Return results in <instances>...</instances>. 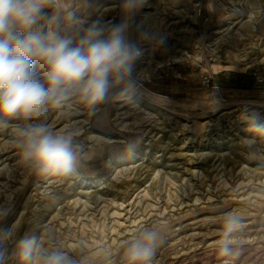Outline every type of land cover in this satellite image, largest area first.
<instances>
[{"label": "rangeland", "instance_id": "1", "mask_svg": "<svg viewBox=\"0 0 264 264\" xmlns=\"http://www.w3.org/2000/svg\"><path fill=\"white\" fill-rule=\"evenodd\" d=\"M41 3L42 33L75 46L93 25L106 36L126 24L140 55L100 104L69 91L38 115L0 117V264H24L25 236L39 244L30 264L39 250L131 264L146 229L162 237L153 264H264V0H142L132 12L125 0ZM37 124L72 136V175L25 158L22 130ZM229 215L242 224L226 237ZM225 240L238 256L220 253Z\"/></svg>", "mask_w": 264, "mask_h": 264}, {"label": "clouds", "instance_id": "2", "mask_svg": "<svg viewBox=\"0 0 264 264\" xmlns=\"http://www.w3.org/2000/svg\"><path fill=\"white\" fill-rule=\"evenodd\" d=\"M142 0H125L124 7L132 12ZM45 16L41 0H0V117L38 115L46 104L55 103L69 91L79 94L82 103L93 106L105 101L112 86L110 77L126 71L130 74L140 50L126 36V24L114 25L108 34L93 25L79 43L35 29ZM161 39L160 43H163ZM40 63L45 71H34ZM131 86V80H129ZM264 131V125H256ZM26 136L24 156L41 174L70 176L78 165V154L70 134H53L43 125L22 130ZM129 145V151L134 149ZM242 224L229 215L223 225L230 237ZM162 237L146 229L128 247L131 264H153L157 243ZM18 254L30 264L39 249L35 237L19 240ZM225 256H238L230 243L220 247ZM3 254L0 253V262ZM38 264H72L58 250H39Z\"/></svg>", "mask_w": 264, "mask_h": 264}, {"label": "bare ground", "instance_id": "3", "mask_svg": "<svg viewBox=\"0 0 264 264\" xmlns=\"http://www.w3.org/2000/svg\"><path fill=\"white\" fill-rule=\"evenodd\" d=\"M223 108L221 107L219 110H222ZM263 109H264V107H263ZM252 110V109H251ZM241 113V112H240ZM252 115H253V117H258V115H257V113H255V112H252ZM260 116V115H259Z\"/></svg>", "mask_w": 264, "mask_h": 264}, {"label": "flooded vegetation", "instance_id": "4", "mask_svg": "<svg viewBox=\"0 0 264 264\" xmlns=\"http://www.w3.org/2000/svg\"><path fill=\"white\" fill-rule=\"evenodd\" d=\"M228 106H230V105H228ZM239 106H240V105H239ZM222 108H225V109H226V108H228V107H225V106H224V107H222Z\"/></svg>", "mask_w": 264, "mask_h": 264}]
</instances>
